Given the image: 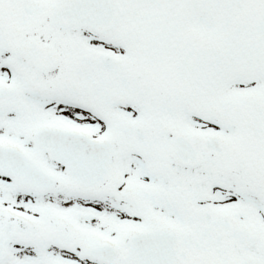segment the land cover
Wrapping results in <instances>:
<instances>
[{"label":"snow or ice","instance_id":"1","mask_svg":"<svg viewBox=\"0 0 264 264\" xmlns=\"http://www.w3.org/2000/svg\"><path fill=\"white\" fill-rule=\"evenodd\" d=\"M0 264H264V0H0Z\"/></svg>","mask_w":264,"mask_h":264}]
</instances>
